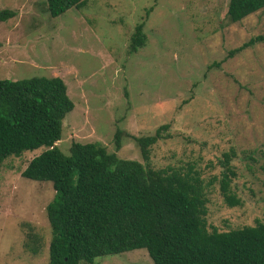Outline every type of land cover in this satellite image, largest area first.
Listing matches in <instances>:
<instances>
[{"label":"rangeland","instance_id":"obj_1","mask_svg":"<svg viewBox=\"0 0 264 264\" xmlns=\"http://www.w3.org/2000/svg\"><path fill=\"white\" fill-rule=\"evenodd\" d=\"M227 0H85L50 18L42 0H0L13 16L0 22V80L57 77L72 103L55 142L96 143L119 159L142 163L128 137L166 138L149 146L151 169L191 164L205 187L206 229L264 224V43L226 57L250 37L264 36V9L242 20L224 18ZM140 25L143 43L129 52ZM217 67L206 68L211 63ZM121 132L119 146L113 134ZM232 149L227 207L217 164ZM43 149L0 162V264H46L48 182L19 176ZM40 237L34 253L22 243L28 228ZM91 264H151L142 249L95 258Z\"/></svg>","mask_w":264,"mask_h":264},{"label":"trees","instance_id":"obj_2","mask_svg":"<svg viewBox=\"0 0 264 264\" xmlns=\"http://www.w3.org/2000/svg\"><path fill=\"white\" fill-rule=\"evenodd\" d=\"M45 13L54 18L85 0H42ZM264 9V0H227L228 23ZM13 11L0 10V22ZM143 43L140 25L129 39V52ZM255 43L250 37L229 50L226 57ZM211 63L206 68L217 67ZM72 108L57 77L0 80V162L23 151L43 150L32 157L19 176L48 182L52 197L44 207L49 231L46 264H91L95 258L131 250L145 251L151 264H264V224L255 222L217 232L206 229L205 187L191 164L185 169L148 166L149 146L167 137L166 125L151 135L128 136L142 163L117 158L96 143H70L62 153L55 142L60 122ZM121 132L113 134L115 149ZM232 149L221 153L217 179L219 195L227 207L239 205L228 189L234 177ZM28 228L22 246L38 249L40 237Z\"/></svg>","mask_w":264,"mask_h":264}]
</instances>
